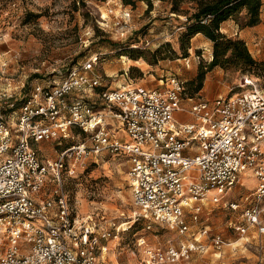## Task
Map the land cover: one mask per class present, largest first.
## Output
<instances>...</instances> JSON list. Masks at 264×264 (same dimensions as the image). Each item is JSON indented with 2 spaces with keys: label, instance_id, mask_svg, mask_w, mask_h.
<instances>
[{
  "label": "built area",
  "instance_id": "obj_1",
  "mask_svg": "<svg viewBox=\"0 0 264 264\" xmlns=\"http://www.w3.org/2000/svg\"><path fill=\"white\" fill-rule=\"evenodd\" d=\"M115 19L120 36L128 35L130 12ZM95 60L73 67L59 83L35 84L19 98L6 65L0 70V264L104 263L102 242L119 239V228L106 229L93 215L80 217L64 186L65 173L85 171L104 153L127 159L134 222L153 221L177 235L154 247L138 238L145 264L236 250L206 223L216 208H240L228 198L244 175L255 186L242 221L231 229L255 235L257 264H264V89L246 76L242 88L250 91L202 100L185 95L186 81L170 75L158 87L129 84L97 93L102 79L94 73ZM71 128L90 144L40 160L35 144L61 146Z\"/></svg>",
  "mask_w": 264,
  "mask_h": 264
},
{
  "label": "rangeland",
  "instance_id": "obj_2",
  "mask_svg": "<svg viewBox=\"0 0 264 264\" xmlns=\"http://www.w3.org/2000/svg\"><path fill=\"white\" fill-rule=\"evenodd\" d=\"M133 1L134 6L126 5L124 0H0V70L6 65L5 77L12 82V93L19 98L35 84L59 83L70 69L93 58L94 73L102 79L97 93L129 84L158 87L170 75L186 81L187 91L202 100L250 91L253 87L242 88L246 76L254 80L257 88L264 89V21L261 30L245 41L262 68L253 74L215 68L205 76L202 90L195 92L192 83L197 81L200 67L208 66L210 47L193 39L189 55L184 57L180 37L185 32L186 18L172 14L169 2ZM189 8L190 5L183 6ZM125 11L131 14V29L121 37L115 17ZM261 14L264 18V2ZM245 20L243 14L240 22ZM68 131L71 137L61 146L56 141L35 144L40 160H55L67 147L90 144L79 128ZM128 169L125 156L104 153L85 171L78 170L73 176L64 174L70 203L80 217L93 215L102 227L119 228V239L102 242L107 248L103 264H145L143 251L136 246L138 238L144 237L149 247L177 238L153 221L133 223L136 209ZM254 186L253 177L241 176V186L230 193L228 200L242 206L236 211L216 208L206 223L212 234L231 240L236 250L226 247L221 255L194 254L188 262L177 264H257L255 235L242 237L231 229L232 224L242 221L245 198L252 194ZM52 188L49 184L47 193Z\"/></svg>",
  "mask_w": 264,
  "mask_h": 264
},
{
  "label": "trees",
  "instance_id": "obj_3",
  "mask_svg": "<svg viewBox=\"0 0 264 264\" xmlns=\"http://www.w3.org/2000/svg\"><path fill=\"white\" fill-rule=\"evenodd\" d=\"M157 1L169 2L172 14L186 18L185 32L180 37L181 50L184 52V57L189 55L188 51L191 48V41L198 34L203 35L213 44L212 60L207 67H200L197 81L192 83V85L195 84V92L202 90L205 76L215 68H220L224 71L241 69L243 72L250 74H253L258 68H262V64L251 55L246 42L242 39L228 36L222 32V28L228 21H234L241 30L260 25L263 0ZM124 2L126 5H135L133 0H124ZM148 3H151V1L149 0ZM184 5H190V8L183 9ZM243 14H245L246 20L241 23ZM161 49L157 50V53ZM262 71L264 72V68H262ZM185 95L190 98L195 97L187 91L186 82Z\"/></svg>",
  "mask_w": 264,
  "mask_h": 264
},
{
  "label": "crops",
  "instance_id": "obj_4",
  "mask_svg": "<svg viewBox=\"0 0 264 264\" xmlns=\"http://www.w3.org/2000/svg\"><path fill=\"white\" fill-rule=\"evenodd\" d=\"M263 2H264V0H263ZM261 21H262V23L256 27L247 28V29H243V30H241L239 28V26L234 21H228L223 25L222 32L227 34L230 37L239 38V39H242L244 41H247V39L251 38L252 34L257 33L261 30V26H263V21H264L263 14H261ZM194 39L196 41H200L203 44L208 45L210 47V51L212 53V47H213L212 42L207 40L201 34H198ZM255 44L257 45L258 43L255 42ZM177 117L179 119H181L182 121H185V122L191 121V118L189 116L182 114V113H177ZM188 118H190V120H187Z\"/></svg>",
  "mask_w": 264,
  "mask_h": 264
},
{
  "label": "bare ground",
  "instance_id": "obj_5",
  "mask_svg": "<svg viewBox=\"0 0 264 264\" xmlns=\"http://www.w3.org/2000/svg\"><path fill=\"white\" fill-rule=\"evenodd\" d=\"M133 223H134V220H133ZM125 229H128L127 227Z\"/></svg>",
  "mask_w": 264,
  "mask_h": 264
}]
</instances>
